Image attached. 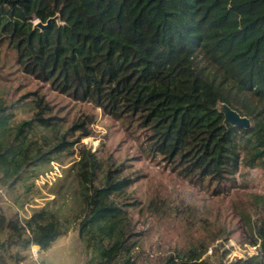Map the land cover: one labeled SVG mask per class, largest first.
<instances>
[{
  "label": "trees",
  "instance_id": "trees-1",
  "mask_svg": "<svg viewBox=\"0 0 264 264\" xmlns=\"http://www.w3.org/2000/svg\"><path fill=\"white\" fill-rule=\"evenodd\" d=\"M55 16L48 28H33ZM0 43L23 73L141 126L153 156L193 187L225 184L240 165L264 166V0H0ZM28 102L31 116L11 127L20 107L0 99V184L29 192L39 164L78 150L70 167L78 209L62 220L47 205L23 221L0 214L8 246L46 250L74 221L92 251L84 264H137L130 216L112 199L135 177H120L121 165L112 169L81 143L84 121L60 132L62 118L41 97ZM220 102L251 126L224 124ZM75 128L84 133L72 138ZM253 228L258 254L226 264H264V218ZM203 244L162 264H214L202 258Z\"/></svg>",
  "mask_w": 264,
  "mask_h": 264
},
{
  "label": "rangeland",
  "instance_id": "rangeland-1",
  "mask_svg": "<svg viewBox=\"0 0 264 264\" xmlns=\"http://www.w3.org/2000/svg\"><path fill=\"white\" fill-rule=\"evenodd\" d=\"M35 97H41L51 107L50 113L62 118L60 132L84 121L88 134H81V143L95 150L99 160L109 163L112 169L121 165L120 177H135V183L122 196L114 195L112 199L123 202L130 216L137 264H162L170 253L200 243H204L202 258L214 264L258 254V245L252 244L256 239L253 226L264 218V166L240 165L234 178L224 180L225 184L211 180L193 187L172 164L153 156L146 146L148 133L141 126L115 120L91 103L77 101L23 73L15 53L0 43V99L6 105L20 107L15 110L11 127L31 116L33 105L28 101ZM82 131L75 128L72 138ZM44 133L49 135L47 141L52 140L51 133ZM77 151H63L39 164L36 178L27 180H34L29 192L22 183L12 189L0 184V214L5 221H23L46 205L58 210L61 220L75 213L77 182L73 179L75 167H70L79 159ZM6 239V232H0V242L6 243L0 245V264H84L92 257L74 221L46 250L35 245L8 246Z\"/></svg>",
  "mask_w": 264,
  "mask_h": 264
},
{
  "label": "water",
  "instance_id": "water-1",
  "mask_svg": "<svg viewBox=\"0 0 264 264\" xmlns=\"http://www.w3.org/2000/svg\"><path fill=\"white\" fill-rule=\"evenodd\" d=\"M54 20H58V16L52 17L46 21V23L36 20L33 23V28L44 30L50 26V23ZM217 110L223 115V123L230 124L232 126L242 127L248 129L251 126L249 118L241 116L236 110L229 107L226 103H218Z\"/></svg>",
  "mask_w": 264,
  "mask_h": 264
}]
</instances>
